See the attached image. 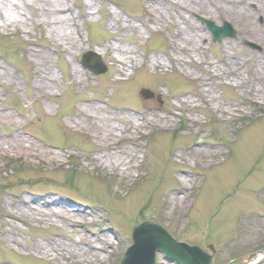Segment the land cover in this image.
Listing matches in <instances>:
<instances>
[{
	"label": "rangeland",
	"instance_id": "obj_1",
	"mask_svg": "<svg viewBox=\"0 0 264 264\" xmlns=\"http://www.w3.org/2000/svg\"><path fill=\"white\" fill-rule=\"evenodd\" d=\"M185 1L69 0L50 20L26 10L9 11L7 28L0 21V264H120L144 221L206 248L214 264L260 250L264 264V101L257 94L264 75L246 83L234 73L251 72L264 59V38L245 34H264V0H232L247 8L238 20L198 8L182 17L176 11ZM63 14L76 25L62 27ZM157 18L167 22L156 25ZM202 19L229 23L235 39L213 42ZM66 27L84 44L68 49ZM198 31L204 39H180L171 48L177 32L190 39ZM115 48L132 53L133 63H114L122 58ZM33 50L49 55L44 65ZM89 52L104 74L83 67ZM154 59L162 64L155 68ZM47 66L56 79L49 90L35 81ZM87 103L103 116L81 112ZM106 125L112 128L102 138ZM29 146L40 154L29 156ZM23 200L87 216L41 220L19 214ZM157 261L171 264L163 256Z\"/></svg>",
	"mask_w": 264,
	"mask_h": 264
},
{
	"label": "bare ground",
	"instance_id": "obj_2",
	"mask_svg": "<svg viewBox=\"0 0 264 264\" xmlns=\"http://www.w3.org/2000/svg\"><path fill=\"white\" fill-rule=\"evenodd\" d=\"M68 2L69 0H0V21H2V23L4 24L3 27L7 28L8 27V22H11V14H9L10 12L11 13H16L18 16L22 15L24 11L26 10H29L33 16H42L43 19H48L50 20V14H57V13H63L64 12V9L62 8L63 6L61 5L62 3H65V2ZM177 0H170V2H167L166 5H171L172 3L174 4H177L176 3ZM180 1V0H179ZM231 1L232 0H186L184 2L183 5H180V10L179 11H176L178 12V14L182 17H184V13H183V10L186 11V12H190V13H194V9L198 8L200 10L198 11H201L203 12L204 14L206 15H212V10H218L219 12H221L222 14H224L226 17H230V19H235V20H238V19H242V17H245L246 16V6L250 5L251 3V0H248L247 1V4L246 6H242L244 4H239V3H234L231 4ZM258 1V0H257ZM253 3L256 2V0H252ZM223 3V4H222ZM218 4V5H217ZM238 5L235 7V5ZM45 5H47L48 7H51L50 9V12L51 13H48V14H44V11L42 10L43 7H46ZM179 5V4H177ZM261 6H259L257 8V11H255V13H257L258 11L261 10L260 8ZM161 8L162 9H166L165 7V4H162L161 5ZM10 11V12H9ZM70 11V9L68 10ZM197 12V11H196ZM60 24L62 25V27L64 26H75L76 24L75 23H70V19L68 18V15H64L63 14V17L61 16L60 17ZM184 19V18H183ZM56 22L58 21V19H56ZM166 19H160V18H157L155 19V24L156 25H162L164 23H166L167 21H165ZM13 25L17 28V23H13ZM25 25V24H24ZM41 25V23L39 24ZM68 30V34H66V37L62 40L65 42V44H67V48L70 49V48H75L76 46L78 45H81V44H84L81 43L78 39L74 38V35H73V32H71V29L66 27ZM247 31L245 32L246 35L249 34V36L252 34L253 37L257 38L258 40L260 38H264V34L262 33H259L258 36L256 35V32L252 33V30L250 29H246ZM54 32H52V35H53ZM195 36H197L195 38ZM205 35L204 34H199V31L197 32V35L195 34L193 37L191 36L190 39H187L186 37L185 38H182L179 36V33L177 32V35H175V38H174V42H171V48L173 49L174 45L177 46V42L178 40H183L185 41L186 43H188L190 40H193V42L196 41V39H204ZM193 38V39H191ZM264 41V40H263ZM116 52L122 56V58L120 59H117V57L113 58L115 59L113 62L114 63H118V64H121L123 66H126L127 63L131 64L133 63V59H134V56L132 53H129V51H124L122 49L121 51V48H115ZM32 55L39 61H41V65H44V61L46 62L48 60V57L49 55H46L44 53H41V52H37V51H34L32 52ZM169 60L170 61H174L175 58L173 56L169 57ZM153 66L156 68L157 66H159L160 64H162L160 62L159 59H154L153 61ZM239 65H243L242 62H240ZM224 67V66H223ZM226 67H228V65H226ZM217 69V66L215 67ZM230 71V68H228V70L226 72ZM235 71V70H234ZM226 72H223V76L225 75ZM74 73L75 75L79 76L80 78V73H79V69L77 68H74ZM234 73H238V75L240 76H243V79L244 80L245 78L247 79L244 80L246 83H251V81H254L253 77L255 78L256 74L260 73V74H263L264 75V59L263 60H260V62L257 64V66L251 71V72H246V71H242V72H238L236 70V72ZM247 74V75H246ZM4 73H2V71L0 70V78L1 77H4ZM214 76L216 77H220L222 75L220 74H213ZM253 76V77H252ZM77 81H80L81 82V79H79ZM35 81L40 84V86L45 89V90H49L53 87V85L56 83V79H55V76H54V72H52V68L51 66H47L45 68V70H43V73H39L37 76H36V79ZM79 82V83H80ZM257 94L262 97L261 99L264 101V91L262 92H257ZM260 99V100H261ZM84 108V109H83ZM81 112H84L87 113V112H90V117H93L95 119H99L100 117L103 116V109H100V107H98L97 105L93 104V103H87V104H84L83 107L81 106L80 108ZM216 110H220L219 108H217ZM131 120H134L133 118H131ZM95 124V123H94ZM130 127H133L132 125H129ZM129 127V129H130ZM111 125H106L102 130L103 132L101 133L102 134V138H107L109 137V133L111 131ZM152 128V130L154 129H160V128H155V127H150ZM96 138V137H94ZM138 138L137 137H133V136H124V137H121L119 140H114L113 143L114 145H119L123 142H131V141H137ZM14 143H17L16 146H18L19 144L21 145V143H23V138L21 137H17V139L14 141ZM2 146L0 145V148ZM11 147H15L14 145H12ZM31 150H33L34 152H32ZM202 152L200 149L197 150V153H200ZM27 154L31 157H37L36 155L37 154H40L39 153V150L38 148L36 147H33V146H29V149H28V152ZM208 154V153H206ZM56 154H53L52 156H55ZM204 155V153H203ZM50 156V160L53 161L54 159H56L55 157H52ZM119 163L121 162V160L118 161ZM113 165V164H112ZM114 168V167H113ZM48 203V202H47ZM173 203L175 205L178 204V198H174L173 199ZM22 204L23 205H18V207H16L17 211L19 212V214L23 215V214H27V213H31L33 215V217H36V216H40L41 217V220H42V217H49L51 218L52 216L55 217L56 219H65V218H70L72 219L73 217H76V215H79V217H82L83 219H86V216H87V213L85 212H82L81 210H76L75 208L74 209H70V208H67V207H62L59 212H55L54 211V208H50V207H46V208H42L40 206H37V207H33L30 203V202H26V200H23L22 201ZM56 205V206H60V203L57 202V201H54L52 203V205ZM49 209V211H48ZM41 210H43L44 212H42ZM50 248H53V251L55 250L54 246H51V245H48ZM60 247H65V246H60ZM46 249L47 247L46 246H43L40 247L39 246V249ZM67 248V247H66ZM60 252H63V250H59ZM58 254V253H57ZM62 255V254H61ZM92 257H93V254H91ZM260 255L258 254V256L256 257L255 261H258L260 258H258Z\"/></svg>",
	"mask_w": 264,
	"mask_h": 264
},
{
	"label": "water",
	"instance_id": "obj_3",
	"mask_svg": "<svg viewBox=\"0 0 264 264\" xmlns=\"http://www.w3.org/2000/svg\"><path fill=\"white\" fill-rule=\"evenodd\" d=\"M214 30V25L208 23ZM96 75L106 72V68L96 60L89 59L84 63ZM132 246L121 264H156V254L163 253L175 264H212V258L203 250L193 245H187L175 240L161 225L146 223L137 227L132 236ZM251 259H241L234 264H250Z\"/></svg>",
	"mask_w": 264,
	"mask_h": 264
}]
</instances>
